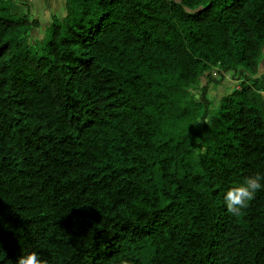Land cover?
<instances>
[{
	"label": "trees",
	"instance_id": "1",
	"mask_svg": "<svg viewBox=\"0 0 264 264\" xmlns=\"http://www.w3.org/2000/svg\"><path fill=\"white\" fill-rule=\"evenodd\" d=\"M11 2L0 264H264V187L223 200L264 177V0H64L40 41Z\"/></svg>",
	"mask_w": 264,
	"mask_h": 264
},
{
	"label": "rangeland",
	"instance_id": "2",
	"mask_svg": "<svg viewBox=\"0 0 264 264\" xmlns=\"http://www.w3.org/2000/svg\"><path fill=\"white\" fill-rule=\"evenodd\" d=\"M25 3H13L10 5L12 11L17 15H24L27 12H30L33 16H37L40 20V25L34 30L33 39L40 41L46 37V30L48 26L49 18L55 13L58 16L63 14V2L64 0H23ZM233 84H236L232 81H224L218 86H210L209 94L213 99V103H218L219 98L226 93V89H229ZM228 87V88H225Z\"/></svg>",
	"mask_w": 264,
	"mask_h": 264
},
{
	"label": "clouds",
	"instance_id": "3",
	"mask_svg": "<svg viewBox=\"0 0 264 264\" xmlns=\"http://www.w3.org/2000/svg\"><path fill=\"white\" fill-rule=\"evenodd\" d=\"M262 180L264 177L256 173L246 177L243 183L228 188L223 195L227 211L238 215L243 208L247 207L248 202L254 199L257 191L264 187ZM16 264H46V261L40 259L35 251H29L18 256ZM120 264H129V261L122 259Z\"/></svg>",
	"mask_w": 264,
	"mask_h": 264
},
{
	"label": "crops",
	"instance_id": "4",
	"mask_svg": "<svg viewBox=\"0 0 264 264\" xmlns=\"http://www.w3.org/2000/svg\"><path fill=\"white\" fill-rule=\"evenodd\" d=\"M52 2V0H50Z\"/></svg>",
	"mask_w": 264,
	"mask_h": 264
}]
</instances>
